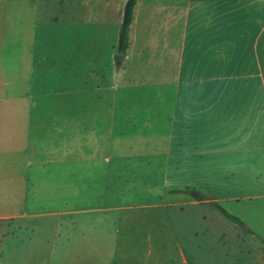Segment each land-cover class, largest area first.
Segmentation results:
<instances>
[{
	"label": "crops",
	"instance_id": "obj_1",
	"mask_svg": "<svg viewBox=\"0 0 264 264\" xmlns=\"http://www.w3.org/2000/svg\"><path fill=\"white\" fill-rule=\"evenodd\" d=\"M125 2L0 0L3 245L25 256L21 264L120 251L119 231L88 230L110 218L77 215L68 192L59 204L36 192L64 168L104 170L103 186H124L111 158L116 68L129 53L146 54L169 116L162 185L137 186L148 196L134 206L179 208L174 264H264V0H136L129 48L116 62Z\"/></svg>",
	"mask_w": 264,
	"mask_h": 264
},
{
	"label": "rangeland",
	"instance_id": "obj_2",
	"mask_svg": "<svg viewBox=\"0 0 264 264\" xmlns=\"http://www.w3.org/2000/svg\"><path fill=\"white\" fill-rule=\"evenodd\" d=\"M145 55L134 56L129 53L126 60L119 63L116 68L111 158L123 173L124 186L129 187L103 186V179H100L102 180L100 182L99 176H103L104 170L92 168L69 169L68 176L64 168L59 174L52 172L42 177L39 181L41 186H37L36 194L40 196L38 199L42 198L48 202L53 200L54 204L57 202L59 204L68 192L76 196L75 203L79 205L77 215L96 218L98 221L100 217H108L111 220L108 222L106 219L102 224L97 222L88 230L105 233H114L117 230L118 233H122L120 251L114 252V248H107L102 249V254L98 256L89 252L68 254L73 260L84 257L88 264H97L101 256L108 260L107 264L178 262L177 246L184 234L180 231L179 208L166 206L153 209L147 206H134L137 202L145 201L148 196L147 189L139 194L141 189L137 186L162 185L165 144L163 135L167 130L165 124L169 116L168 105L164 104L162 94L164 88L162 78L151 70L153 66ZM67 181L70 182V186H67ZM51 213L47 210V214ZM240 214L243 216L241 210ZM4 236L5 231L0 228V264H21L25 256H21L15 248L7 250V246H4L6 245L3 241ZM207 238H209L207 233H204V242L199 248L202 252L204 250L206 255L210 249L206 245ZM68 256H65L60 264L77 263L68 260Z\"/></svg>",
	"mask_w": 264,
	"mask_h": 264
},
{
	"label": "trees",
	"instance_id": "obj_3",
	"mask_svg": "<svg viewBox=\"0 0 264 264\" xmlns=\"http://www.w3.org/2000/svg\"><path fill=\"white\" fill-rule=\"evenodd\" d=\"M135 4H136V0H126L124 4L122 20L120 23L116 45H115L116 53L125 54L127 49L129 48V30L133 19ZM213 205L230 221L234 222L239 226H243V222L239 217H237L234 214H231L218 203H213Z\"/></svg>",
	"mask_w": 264,
	"mask_h": 264
},
{
	"label": "water",
	"instance_id": "obj_4",
	"mask_svg": "<svg viewBox=\"0 0 264 264\" xmlns=\"http://www.w3.org/2000/svg\"><path fill=\"white\" fill-rule=\"evenodd\" d=\"M113 58L116 62H121L125 58V55L121 53H114Z\"/></svg>",
	"mask_w": 264,
	"mask_h": 264
},
{
	"label": "built area",
	"instance_id": "obj_5",
	"mask_svg": "<svg viewBox=\"0 0 264 264\" xmlns=\"http://www.w3.org/2000/svg\"><path fill=\"white\" fill-rule=\"evenodd\" d=\"M29 169H31V167H30V166L28 167V170H29ZM29 174H30V172H28V173H27V176H29Z\"/></svg>",
	"mask_w": 264,
	"mask_h": 264
}]
</instances>
